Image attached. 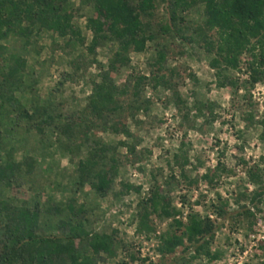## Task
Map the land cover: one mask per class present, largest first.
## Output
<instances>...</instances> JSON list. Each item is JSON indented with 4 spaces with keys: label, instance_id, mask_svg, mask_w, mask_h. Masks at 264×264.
Wrapping results in <instances>:
<instances>
[{
    "label": "rangeland",
    "instance_id": "rangeland-1",
    "mask_svg": "<svg viewBox=\"0 0 264 264\" xmlns=\"http://www.w3.org/2000/svg\"><path fill=\"white\" fill-rule=\"evenodd\" d=\"M69 5L83 45H67V39L37 26L30 28L28 41L16 34L0 41V166H13L10 184L0 181V201L18 208L38 205L41 231L47 236L64 237L67 231L58 225L69 219L72 224L82 222L87 231L112 235L117 243L115 256L101 255L97 264H264V140L259 126L264 88L244 83L243 64L241 71L228 72L237 82L235 88L217 86L209 66L213 56L201 48V41L189 44L182 38L202 25L203 5L179 13L183 18L176 24L180 33L171 26L165 5L156 6L151 16L141 17L155 38L142 53H130L129 64L113 74L112 80L122 87L131 86L138 77L163 75L166 85L144 83L138 100L147 102L148 110L133 111L134 117L127 109L132 102L130 92L122 97L123 112L105 130V123L93 121L96 126L88 131L90 140L84 146L81 128L73 130L67 140L63 127L82 123L87 117L93 83L99 81L100 69L106 70L116 46L103 43L94 55L88 54L91 32L86 22L94 13L92 1L69 0ZM166 24L170 31L162 32L160 27ZM158 51L165 53L160 72L154 64ZM15 59H23L25 64L10 77L8 68ZM200 105L210 110L205 109L201 116L197 114ZM249 115H253L252 121ZM113 122L118 127L125 125L132 137L113 133L108 129ZM94 140L110 147L100 164L109 168L111 158L115 159L117 173L104 196L97 195L88 182L80 185L78 163L88 157ZM122 143L134 145V152ZM175 154L188 159L183 169L175 165ZM178 161L182 163V159ZM217 163L225 172L211 183L204 182L201 176ZM253 165L263 182V196L253 206L240 202L253 214L246 218L237 214L235 200L245 190L255 189L246 176ZM121 183L141 190L124 192ZM155 185L181 212V221L192 210L215 223L209 249L216 259L195 256L192 248L187 250V243L161 257L157 251L160 235L180 232L170 228L171 220L154 215L148 218L151 230L139 228V202ZM224 201L227 214L221 219L214 207ZM68 204L75 208V218L68 213ZM4 224L0 218V230Z\"/></svg>",
    "mask_w": 264,
    "mask_h": 264
},
{
    "label": "trees",
    "instance_id": "trees-1",
    "mask_svg": "<svg viewBox=\"0 0 264 264\" xmlns=\"http://www.w3.org/2000/svg\"><path fill=\"white\" fill-rule=\"evenodd\" d=\"M91 1L94 13L86 22V28L91 32L90 43L86 46L87 53L94 55L96 48L107 42L113 43L116 49L108 61L106 70L100 69L99 81L93 83L87 98V117L82 123L72 122L64 125L63 132L67 140L72 138L73 130L81 128L83 130L81 146H84V142L86 144L90 140L88 131L93 125L96 126L93 121L105 123L103 129H107L106 124L123 112L124 103L121 98L127 96L129 92L132 98L131 104L127 105L130 116L134 117L133 111H147L148 103L138 100L139 88L151 81H154V87L166 85L163 75H155L151 79L138 77L131 86L122 87L116 86L112 80L113 74L129 64L130 53H142L147 42L154 40V35L149 32L141 17L151 16L158 5L166 6L169 22L178 33L180 29L176 24L183 21V18L178 17L179 13L197 4L203 5L202 25L192 34L182 38L189 44L201 41V48L213 56L209 66L215 72L217 86L235 88L237 82L228 76V72L241 71L240 66L243 64L247 76L244 83L250 87L259 84L264 88V0ZM69 7V0H0V41L8 34L21 35L28 41L32 32L30 28L37 26L58 38L67 39V45H83L84 38L80 30L73 25L74 17ZM160 30L169 32L170 26L166 24L160 27ZM243 55L246 56L244 60L241 59ZM164 61L165 53L158 51L154 62L158 72L162 71ZM22 64H25L23 59H15L13 65L8 68L9 76L14 77L20 72ZM205 109L210 110L200 105L197 114L202 116ZM248 117L250 121L254 118L253 115ZM259 126L262 130L260 137L264 140V111ZM108 129L115 134L122 133L127 138L132 137L125 125L118 127L117 123L113 122ZM91 144L88 157L78 163L81 173L80 185L88 182L97 195L104 196L110 190L113 177L117 173L115 159L111 158L112 164L106 168V164H100V161L110 147L102 145L98 140ZM122 145L131 153L134 152V145L126 143ZM183 147L184 142L179 146L180 151ZM179 159H182V163H179ZM173 160L175 165H180L182 169L188 163V159L181 157L180 154H175ZM12 169L13 166L10 164L0 166L1 182L10 184ZM223 172L225 168L217 163L214 169H208L201 179L211 183ZM246 176L255 189L250 192L245 190V193L235 200V204L238 206L239 216L252 218L253 214L248 206H253L255 202L261 200L263 182L258 175L257 166L247 168ZM121 186L124 192L133 190L139 193L141 190V187H134L128 183H121ZM242 200L248 201V206L241 205ZM227 206V201H224L214 207L218 218L224 219ZM139 207L140 229L151 230L148 218L154 215L161 220H171L170 228L180 232L179 234L166 232L160 235L157 251L161 257L173 254L178 247L187 243V250L192 248L195 256L203 255L208 260L216 259L217 255L211 254L209 249L214 239L216 225L209 217L202 218L191 210L187 213L186 220L181 221L179 219L181 212L172 206L171 199L157 185L148 191V196L139 202ZM67 211L71 218H75V208L72 204L67 205ZM40 214L38 205L33 209L26 206L18 208L0 201V218L5 221L4 227L0 230V264H97V259L101 255L108 258L115 256L117 243L112 235L87 231L82 222L72 224V220L69 219L68 222L58 225V229L67 231L64 237L47 236L41 231ZM261 247L264 249V244Z\"/></svg>",
    "mask_w": 264,
    "mask_h": 264
}]
</instances>
